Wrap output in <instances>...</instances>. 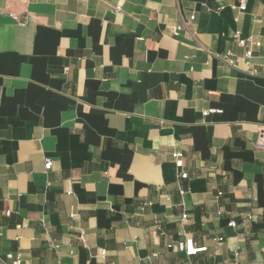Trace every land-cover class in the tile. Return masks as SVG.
I'll use <instances>...</instances> for the list:
<instances>
[{
  "label": "crops",
  "instance_id": "crops-1",
  "mask_svg": "<svg viewBox=\"0 0 264 264\" xmlns=\"http://www.w3.org/2000/svg\"><path fill=\"white\" fill-rule=\"evenodd\" d=\"M246 1L0 0V264H264V0Z\"/></svg>",
  "mask_w": 264,
  "mask_h": 264
},
{
  "label": "built area",
  "instance_id": "built-area-1",
  "mask_svg": "<svg viewBox=\"0 0 264 264\" xmlns=\"http://www.w3.org/2000/svg\"><path fill=\"white\" fill-rule=\"evenodd\" d=\"M247 6L246 0H237V8L239 9H245ZM116 10H119V7H116ZM11 17L13 20L18 21V17L15 14H11ZM190 20H193V16L189 17ZM20 26H24L25 24L23 22L18 23ZM180 27H175L172 29L173 34H177ZM233 38L235 39L238 47L243 48L244 51L242 53V59L245 61V64L247 65L246 73L250 76L256 75L258 73V70L256 68L251 67L250 65V59L252 57V51L250 48H247V44L250 43L251 45H254L258 47L260 45L259 42H254L251 37H243L242 32L240 30H235L233 33ZM219 57L222 58L229 66H234L236 63V58L233 55V53L230 50H227L226 52L219 54ZM222 110L210 108L207 110L202 111V116L206 117L208 115L212 114H220ZM258 148H264V129H261L260 131V137L256 144ZM182 153L180 152H172L171 158L174 162L175 168L179 170V178L186 179L187 173L181 171L183 167V161H182ZM52 166V161L50 159H46L44 162V170L48 171L50 170ZM182 218H185L183 215ZM228 226L234 227L235 222L231 221L228 223ZM159 236L158 230L156 232V237ZM221 239H219L220 241ZM168 248H172V245H167ZM176 251L179 253H183L186 257L195 256L198 253L206 251V247H197L194 245L192 239L186 238L180 242H178L175 246ZM15 263H18L16 261Z\"/></svg>",
  "mask_w": 264,
  "mask_h": 264
}]
</instances>
